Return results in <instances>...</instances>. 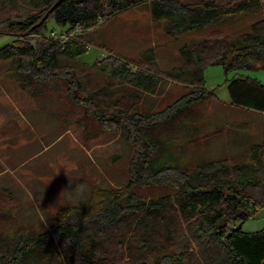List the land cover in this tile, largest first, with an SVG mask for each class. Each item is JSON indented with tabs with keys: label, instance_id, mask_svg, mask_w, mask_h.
<instances>
[{
	"label": "trees",
	"instance_id": "1",
	"mask_svg": "<svg viewBox=\"0 0 264 264\" xmlns=\"http://www.w3.org/2000/svg\"><path fill=\"white\" fill-rule=\"evenodd\" d=\"M25 1L36 12L19 19L6 18L3 25L12 39L0 46V60L15 66L23 89L37 78L69 74L67 62L78 61L88 49L84 33L140 3H150L154 17L165 22L164 32L175 39L198 27L264 11L259 0H238L224 6L212 1L63 0L47 19L52 18L66 38L52 33L39 40L23 36L38 31L41 25L33 26L58 0ZM149 53L154 59L153 52ZM180 55L183 63L170 77L193 86L174 102L175 116L189 104L211 98L212 92L203 84L205 66L221 65L227 71L251 69L258 67L257 63L264 67V20L232 35L221 33L186 44ZM108 69L124 83L142 78L146 82L143 86L155 84L152 69L144 73L135 64L117 59ZM22 70L29 71L27 80ZM74 90L69 92L74 102H92L90 93L86 98ZM228 93L230 106L258 113L264 127L262 83L236 77L230 81ZM121 113L115 116L128 119ZM98 119L104 120L101 116ZM148 120L150 117L134 114L131 122L136 134L143 129L139 137L147 142L143 156L130 165L126 189L96 190L84 204L62 208L50 231L28 234V238L17 236L0 246V264H264V228L244 232L241 225L234 227V223L255 217L264 209V140L250 144V160L236 166L223 158L201 160L190 169L176 161L173 144L161 142L159 135L149 131ZM136 134L133 143L138 147ZM133 186L165 192L147 197L132 191ZM70 210L73 213H68Z\"/></svg>",
	"mask_w": 264,
	"mask_h": 264
},
{
	"label": "rangeland",
	"instance_id": "2",
	"mask_svg": "<svg viewBox=\"0 0 264 264\" xmlns=\"http://www.w3.org/2000/svg\"><path fill=\"white\" fill-rule=\"evenodd\" d=\"M179 1H212L224 6L238 0ZM259 1L264 9V0ZM261 10L195 28L175 39L164 32L165 22L154 17L150 3H140L84 33L88 49L78 61L67 62L69 74L37 78L27 89L20 86L15 66L0 60V246L17 236L28 238V234L50 231L54 216L69 207L58 204L60 195L67 202L75 186L86 189L85 202L96 190L126 189L130 165L143 156L147 142L144 137L140 140L142 128L135 132L131 123L134 114L150 117L146 122L149 131L159 135L161 142L173 144L176 150L172 154L184 167L191 169L201 160L227 158L232 166L250 160V144L264 140L263 120L256 112L230 106L228 85L236 77L254 78L264 85V67L257 63L258 67L251 69L227 71L221 65L205 66L203 84L212 92L211 98L189 104L177 116L174 102L187 95L193 85L170 76L174 77L173 69L183 63L180 49L186 44L245 30L264 20ZM34 12L28 1L0 0V33L5 34L0 36V46L12 39L3 25L5 19ZM40 25L35 34L23 37L40 40L53 32L56 37L64 36L52 18ZM149 52H153L155 62ZM108 56L112 59L106 61ZM116 59L133 63L144 73L154 70L155 84L143 86L146 82L142 78L124 83L108 69ZM22 72L27 80L29 71ZM73 89L86 98L90 93L92 102H74L69 96ZM114 110L128 119L117 118L119 112ZM161 111L163 114L155 117ZM134 134L138 147L133 143ZM131 190L147 197L165 192L141 186ZM52 207H56L53 216ZM40 215L51 216L46 225L40 223ZM240 225L244 232L264 228V209L255 217L234 223V227Z\"/></svg>",
	"mask_w": 264,
	"mask_h": 264
},
{
	"label": "clouds",
	"instance_id": "3",
	"mask_svg": "<svg viewBox=\"0 0 264 264\" xmlns=\"http://www.w3.org/2000/svg\"><path fill=\"white\" fill-rule=\"evenodd\" d=\"M86 192V189L83 188V187H80V188H76V186L73 188V192H72V195L68 198L67 202H64V197L62 195H60L59 199H58V204L60 205H67L69 206L70 208L75 206V207H78V205L82 202H85V199H84V193ZM54 209L53 213L51 216L55 215L56 213V207H52ZM68 213H73V211H69ZM50 216V217H51ZM50 217H46L44 215H40L39 217V220H40V223L42 225H46L47 222H48V219ZM64 220H67V217L65 215V217L63 218Z\"/></svg>",
	"mask_w": 264,
	"mask_h": 264
},
{
	"label": "water",
	"instance_id": "4",
	"mask_svg": "<svg viewBox=\"0 0 264 264\" xmlns=\"http://www.w3.org/2000/svg\"><path fill=\"white\" fill-rule=\"evenodd\" d=\"M63 0H58L55 4H53V6L44 14V16L41 18V20L33 26V28L38 27L43 21H45V19H47V17L49 16V14L62 2Z\"/></svg>",
	"mask_w": 264,
	"mask_h": 264
},
{
	"label": "built area",
	"instance_id": "5",
	"mask_svg": "<svg viewBox=\"0 0 264 264\" xmlns=\"http://www.w3.org/2000/svg\"><path fill=\"white\" fill-rule=\"evenodd\" d=\"M53 35H55V32H53ZM62 38H66V36L64 35Z\"/></svg>",
	"mask_w": 264,
	"mask_h": 264
}]
</instances>
